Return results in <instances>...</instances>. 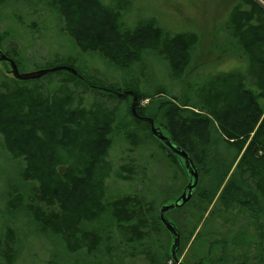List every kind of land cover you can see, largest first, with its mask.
Instances as JSON below:
<instances>
[{
  "label": "trees",
  "instance_id": "obj_1",
  "mask_svg": "<svg viewBox=\"0 0 264 264\" xmlns=\"http://www.w3.org/2000/svg\"><path fill=\"white\" fill-rule=\"evenodd\" d=\"M113 2L0 0V12L16 5L28 12L31 3L55 13L76 46L99 52L110 69L132 72L154 59L172 85L184 84L180 94L164 84L153 89L154 79L144 73L142 82L120 85L72 61L67 65L78 74L53 72L61 75L53 94L0 77V136L12 158L2 149L0 155L14 170L0 180V264L23 262L39 242L49 254L41 264H177L174 237L159 213L177 191H168L161 169L151 173L159 184L149 183L147 162L160 165L161 156L167 158L173 181L190 173L131 108L129 122L120 125L145 151L138 165H122L121 175L141 188L105 201L106 157L119 122L114 103L131 99L119 96L127 90L150 99L143 107L139 102L138 112L161 121L160 130L199 172L191 199L165 213L180 214L170 220L180 233L179 249L188 246L183 264H264V5L238 0L223 27L226 45L247 62L244 70L186 83L198 34L169 32L155 17L135 22L130 3ZM9 36L15 37L0 34V47ZM21 50H6L19 68ZM83 94L90 96L89 107ZM152 146L156 153L149 157ZM95 220L103 222L101 229L84 225Z\"/></svg>",
  "mask_w": 264,
  "mask_h": 264
},
{
  "label": "rangeland",
  "instance_id": "obj_2",
  "mask_svg": "<svg viewBox=\"0 0 264 264\" xmlns=\"http://www.w3.org/2000/svg\"><path fill=\"white\" fill-rule=\"evenodd\" d=\"M106 5H113V0H101ZM238 0H117L121 3H130L133 21L155 17L159 23L169 32L192 31L198 34L200 41L193 53V61L191 64L190 74L184 78L188 81H207L210 75L225 74L234 71H243L246 61L237 52L230 50L226 45L227 35L224 33L223 27L229 19L232 6ZM264 5V0H257ZM29 11L26 12L23 6L16 5L0 12V34L6 31L15 35L9 36L4 41L3 51L8 48L22 49V58L20 70L23 73H30L39 69L52 68L59 65H67L70 61L76 64L85 73L98 72L103 79L116 84L128 82L139 78L144 79L143 74L151 76L154 79L152 86L157 89L159 85L164 84L168 89H173L175 94H180V90L184 84L179 82L178 85H172V80L164 78L161 74V67L154 59H149L146 66L136 64L133 70L126 72H117L108 68L105 58L99 52H82L76 46L73 38L67 34L64 24L58 20L55 13H47L42 6L35 7L31 3L28 5ZM37 10H35L34 9ZM44 9V10H43ZM58 21V22H57ZM126 21V20H125ZM136 22V21H135ZM60 24V26H59ZM17 38V39H16ZM25 48V49H24ZM12 51V50H10ZM107 65V66H106ZM132 73V74H131ZM61 75L53 72L37 79L25 80L24 85L29 87L45 86L51 94L58 89L61 83L58 81ZM143 76V77H142ZM0 77L15 78L11 71L9 63L0 61ZM16 79V78H15ZM137 82V81H136ZM173 86V87H172ZM183 92V91H182ZM137 93V92H136ZM137 95H139L137 93ZM81 101L86 106H90V96L83 94ZM133 98L117 101L114 105L118 108L117 118L118 124L114 128L112 136V145L106 157L110 170L106 179L105 201L110 202L123 194L136 191L141 188L139 184L133 182V179H124L121 175V166L124 164L138 165L141 160L143 148L136 147L127 139L126 134L120 125L121 119L129 122L128 112L130 111ZM140 106H146L150 99L140 100ZM154 119V118H153ZM158 127L162 126L161 121H154ZM121 128H120V126ZM151 129V128H150ZM148 133L149 132H145ZM143 133H140L141 136ZM0 149H2L9 157L11 154L3 145L0 136ZM152 146L149 151V157L156 152ZM145 151V150H144ZM154 153V154H153ZM1 153L0 155V180L5 181L14 170L11 168V162H7V158ZM12 158V157H11ZM21 162L23 160L19 159ZM160 165L148 161V179L151 184H159L157 177H152L151 173H160L167 179L166 187L168 191H177L176 195L170 196L165 204H171L183 193L190 181L188 176L179 177L173 181V173L169 171V160L161 156ZM24 163V162H23ZM181 167H183L181 165ZM137 173L139 169L137 168ZM64 171V168H61ZM126 176V173H124ZM190 175V174H189ZM172 178V179H171ZM6 184V182H5ZM179 213H168L167 216L171 220H175ZM87 229H101L103 222L100 220L86 222L84 224ZM48 246L43 242L35 245L34 252L29 254L23 262L19 264H34V260L38 264L43 263L49 254L46 252ZM188 246L184 250H177V256L183 262Z\"/></svg>",
  "mask_w": 264,
  "mask_h": 264
},
{
  "label": "water",
  "instance_id": "obj_3",
  "mask_svg": "<svg viewBox=\"0 0 264 264\" xmlns=\"http://www.w3.org/2000/svg\"><path fill=\"white\" fill-rule=\"evenodd\" d=\"M0 60L9 62L13 76L16 79L22 80V81L41 78L42 76L50 72H55L59 70H68L76 75L78 74L77 69L69 65H59V66H54L52 68L39 69V70L30 72V73H23L19 69V66L16 63V61L13 58L9 57L6 53L0 52ZM129 95L132 96L133 98V101L131 104L132 115L136 118L149 122L153 136L159 139L172 152L176 153L178 156L183 158L184 160L183 162L188 172L190 173V181L188 185L186 186L185 190L183 191V193L177 198L175 202L171 204H162L159 210L162 223L174 237V242L171 248L172 257L177 264H183V262H181V260L177 256V250L180 247V233L178 232L176 226L171 222V220L166 216L165 213L183 206L185 203H187L191 199L192 191L197 185L198 180H199V172L197 168L195 167V165L193 164L192 160L190 159L189 154L186 151L181 150L177 146H175V144L172 142L169 136L164 134L162 130H160V128L155 125L153 118L149 116H143L138 112L137 108L139 104V96L134 90H127V91H124L123 93H119V96L121 98H126Z\"/></svg>",
  "mask_w": 264,
  "mask_h": 264
},
{
  "label": "flooded vegetation",
  "instance_id": "obj_4",
  "mask_svg": "<svg viewBox=\"0 0 264 264\" xmlns=\"http://www.w3.org/2000/svg\"><path fill=\"white\" fill-rule=\"evenodd\" d=\"M3 48L2 47H0V52H3V53H6V50H2ZM5 79V78H4Z\"/></svg>",
  "mask_w": 264,
  "mask_h": 264
}]
</instances>
